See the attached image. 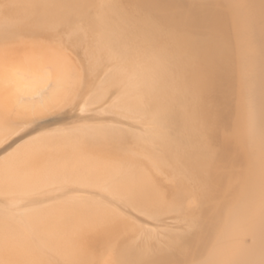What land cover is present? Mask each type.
Returning <instances> with one entry per match:
<instances>
[{"label":"rangeland","instance_id":"374dc122","mask_svg":"<svg viewBox=\"0 0 264 264\" xmlns=\"http://www.w3.org/2000/svg\"><path fill=\"white\" fill-rule=\"evenodd\" d=\"M1 75L0 264L12 240L35 264L264 256V0H0ZM71 201L125 221L94 259Z\"/></svg>","mask_w":264,"mask_h":264},{"label":"bare ground","instance_id":"6f19581e","mask_svg":"<svg viewBox=\"0 0 264 264\" xmlns=\"http://www.w3.org/2000/svg\"><path fill=\"white\" fill-rule=\"evenodd\" d=\"M207 40H210V39L208 38ZM204 41H205V39H204ZM204 41H202V43L204 45L210 44V43L205 44ZM205 42H207V41H205ZM0 81L4 83L2 86L8 85L7 88L4 89V95L3 96H6V94H7V97L11 98L12 97V92L14 91V89L11 88V86L8 84V78H7V76L6 75L5 76H2V79L0 77ZM42 90L44 91V89H42ZM39 97H40V94H39ZM21 101H22V99H21ZM33 101H35V100L33 99ZM4 112H5V105H4L3 101H2V99H0V118H2V116H4ZM247 130L249 132H251V133H254V134L256 133L255 134L256 135V138H258V136L261 135L259 133V131H260L259 126H257V125H252V124H249L248 123L247 124ZM23 156H25V154ZM31 157H33L36 160H39L40 159L36 152H32ZM41 159H42V157H41ZM46 161H47V163L50 164V166H53L54 169L55 168L58 169V168H62V167H65V166H70V165L75 166V168H80L82 166H87L88 164H90L92 167H95L96 171H99V169H100V168H98L100 166V164H98V162L96 160H92V161L90 160L91 162L89 163V160L87 162V160H82V159L77 158V157L60 158V157H56V156H51V154H50V155H48L46 157ZM118 179L116 181H118ZM118 182H119V185H121V186L122 185L123 186L126 185L127 187L131 186V184H132L131 181H125L124 182L122 180V181H118ZM118 182H117V184H118ZM118 188H119V186H118ZM132 190L134 192H137L138 195H141L142 197H144V195L147 194V191H150V189L148 187V184L147 183H144V182H142L140 184L138 183V185H136L134 187V189H132ZM82 197L79 196L80 200H78V202L76 200V202L77 203H79V202L81 203V200H82L81 198ZM76 198H78V197H76ZM72 201H71V203L70 202L69 203L70 204H73ZM76 202H74V204L69 207V210H71V212H73L74 214H77V216L81 220H83V222L86 223V226H85V229L83 230L84 234H83L82 239L80 240L79 246L77 247L76 250L74 249L72 252H73V254L75 256L76 255H79V257H84L85 261H87L91 257H92V259H94V255L93 254H95V253H93V254L90 253L89 248H87V245H89V244L91 245L94 242H101L103 239L106 240V241L107 240L111 241L112 239L114 240L115 234L120 229H122L125 226L124 225L125 224L124 223L125 221L123 222L122 220H120L121 216H120V218L115 217V215H114L115 213L113 214V212H111L108 209H107L108 212L107 211L104 212L103 210L102 211L99 210V209H101L100 207H98L99 209H95L97 206L93 208V206H95V205H91V203H90V206H92V208L91 207L89 208L86 205H83L84 204V201L82 202L83 204H76ZM104 210H106V209H104ZM263 212H264V207H260V208L258 207V209L254 210V213L256 214V217L255 218L258 221L257 222H254V223H245L244 222V226L246 227L247 232H249V235H251V237L256 240V242L258 243V245L261 246L262 249L264 248V214H263ZM111 214H113L114 216L111 215ZM124 220H126V219H124ZM30 225L32 226L31 223H30ZM15 241L16 240H14V241L12 240V244H9V245H13V248H14V251H15V255H13L10 258V260L12 262H14V263L22 262L24 264H35V262L33 260H31L32 257L29 258V259H27L26 257H23V255H24L23 252H25V250L22 248V246H20V244L15 243ZM20 241H21V243H23V242L27 241V239H26V237H22V239ZM17 242L19 243V241H17ZM21 251H23V252H21ZM120 264H136V261L132 257L126 256V258L124 257L120 261ZM234 264H264V256L263 255L262 256H260V255L259 256H254V255H252L250 253V254L246 255L242 259H237V261L234 262Z\"/></svg>","mask_w":264,"mask_h":264}]
</instances>
